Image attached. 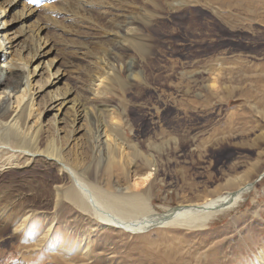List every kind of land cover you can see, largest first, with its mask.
I'll return each mask as SVG.
<instances>
[{
    "label": "rangeland",
    "instance_id": "rangeland-1",
    "mask_svg": "<svg viewBox=\"0 0 264 264\" xmlns=\"http://www.w3.org/2000/svg\"><path fill=\"white\" fill-rule=\"evenodd\" d=\"M104 2L57 14L48 32L52 71L66 74L60 87L67 84L91 109L80 122L68 115L81 131L79 145L72 141L66 152L78 154L83 176L118 194L144 193L156 212L257 180L264 172V0H149L144 9L141 0ZM124 12L144 15L129 25L142 49L124 48L110 34ZM8 13L13 38L22 26ZM104 62L116 68L111 79ZM32 80L35 91L42 89L39 76ZM24 83L11 92L13 108ZM49 96L38 99L39 109ZM94 124L101 137L106 131L123 144L124 156L110 170L91 145ZM15 168L0 172V264H264V178L207 226L132 233L59 199L56 187L71 184L59 165L36 158ZM147 170L151 180L134 185Z\"/></svg>",
    "mask_w": 264,
    "mask_h": 264
},
{
    "label": "bare ground",
    "instance_id": "bare-ground-1",
    "mask_svg": "<svg viewBox=\"0 0 264 264\" xmlns=\"http://www.w3.org/2000/svg\"><path fill=\"white\" fill-rule=\"evenodd\" d=\"M95 1L99 0H56L54 2L48 1L50 3L46 2L40 7H34L28 4L27 0H0V41L2 40L0 58L2 57L5 60L4 63L7 64L6 75L3 77V66H0V88L4 86L0 93H5L4 98H1L0 94V172L9 167L30 166L36 158L59 165L71 182L68 186L59 184L56 187V194H59V199L65 198L87 210V212L91 211L97 220L104 225L118 227L132 233L144 232L156 225L159 227L175 225L189 229L207 226L217 215L243 203L247 195L255 188L256 180L237 182L234 190L214 197H207L202 202L184 203L169 208L165 212H156L150 205V196H144V193L126 192L118 194L87 180L83 176L85 173L83 166L79 163L78 154L76 153L73 157L71 153L67 154L66 152L67 144L70 145L74 140H77L75 144H78L79 138L75 136L81 131L72 127L73 121L68 120L69 113L73 112L76 120L80 122L84 117H87L86 115H89L88 112L91 109L86 107V103L78 100L75 95L73 96L74 91L68 88L67 84L60 87V83L66 74L59 70L60 68L52 71L56 67V61L47 59L54 51L52 39L48 36V32L57 14H68L69 11L80 9V4L83 7L89 6ZM99 3L98 5H100ZM141 3L143 4L141 9H144L149 0H141ZM233 6L240 7L243 6V3H237ZM9 11L15 16L17 23L22 26L21 34H17L13 38H10L9 34L6 33L10 27V22L6 20ZM136 14L120 13L124 23L117 24L119 27L116 25L118 28L111 30V33L109 32L118 45H125L124 48L126 46L131 48L132 46L135 49H142L144 45L134 41V38H131L132 33L129 31V25L135 23L139 16H142ZM113 24L115 25V23ZM24 40L28 41L29 44L22 45ZM17 41L19 42L14 45ZM21 46L22 49L25 48L23 52L28 51L27 58L22 57ZM30 46L32 50H30ZM11 48L14 50L4 52L5 49ZM116 56L113 51L110 53V59L115 60ZM30 59L31 61L34 59V63L38 61L32 70ZM104 63L106 64L105 67H108L106 73L109 79L116 72V68L113 69L109 62ZM133 65V62L128 64V69L131 71L130 75H133ZM34 76H39L37 83H44V89L42 87V89L36 90L37 92L34 90L35 85L32 84V77ZM24 80L23 91L17 96V105L13 108L15 102L12 101L11 92L21 87ZM53 87L55 90H52ZM43 91L45 92L44 95H42ZM45 95H50L44 103L47 108L41 107L39 109L38 99ZM25 97L26 100H24ZM49 111H53L54 114L50 123L46 124L43 119ZM111 139L112 137L106 131L101 137L98 125L94 126L91 145L93 150L104 152L106 170L112 169V165L124 156L125 151L122 143L112 142ZM114 140L116 139L114 138ZM130 162L131 159L127 157L126 163L130 164ZM146 162L152 164L151 160ZM153 174L151 170L140 173V181L135 182L134 185L147 184ZM263 175L264 172L260 173L257 180L260 176L264 178ZM146 191L149 193V188ZM142 215H144L142 219L136 218Z\"/></svg>",
    "mask_w": 264,
    "mask_h": 264
},
{
    "label": "water",
    "instance_id": "water-1",
    "mask_svg": "<svg viewBox=\"0 0 264 264\" xmlns=\"http://www.w3.org/2000/svg\"><path fill=\"white\" fill-rule=\"evenodd\" d=\"M264 176V175H263ZM262 179V176H260V178H259V180H261ZM259 180H256L255 182H257V181H259ZM157 226V225H156Z\"/></svg>",
    "mask_w": 264,
    "mask_h": 264
},
{
    "label": "snow or ice",
    "instance_id": "snow-or-ice-1",
    "mask_svg": "<svg viewBox=\"0 0 264 264\" xmlns=\"http://www.w3.org/2000/svg\"><path fill=\"white\" fill-rule=\"evenodd\" d=\"M32 2H35V0H32Z\"/></svg>",
    "mask_w": 264,
    "mask_h": 264
}]
</instances>
